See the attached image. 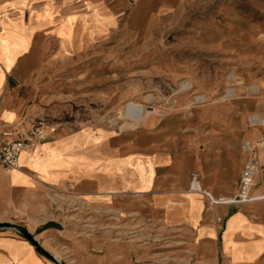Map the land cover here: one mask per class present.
Instances as JSON below:
<instances>
[{
  "label": "crops",
  "instance_id": "0c3cea01",
  "mask_svg": "<svg viewBox=\"0 0 264 264\" xmlns=\"http://www.w3.org/2000/svg\"><path fill=\"white\" fill-rule=\"evenodd\" d=\"M203 1L134 0L128 12L95 0L1 2V18L6 13L11 20L4 22L0 34V128L45 117V80L54 72L49 66L89 77L95 71V54L112 40L125 59L128 53L149 52V69L135 73L155 80L156 89L198 73L199 54L205 51L237 56L240 37L254 30L253 18L243 17L249 9L219 8L206 19ZM127 47L132 49L128 52ZM208 107L192 112L159 100L158 110L153 108L148 116L143 106L129 105L127 116L140 121L134 127L53 126L42 146L21 154L19 170H0V184L8 198L17 190L33 200L45 189L75 182L89 209L98 212L94 218L115 215L181 231L195 264H264V198L228 202L239 192L245 164L242 141L262 130H247L237 113L203 117ZM193 172L199 176L194 186ZM263 193L264 176H259L252 196ZM60 233L52 225L41 239ZM64 235L77 255L74 264L95 262V249L104 257L125 248ZM0 264L54 263L26 238L0 232Z\"/></svg>",
  "mask_w": 264,
  "mask_h": 264
},
{
  "label": "rangeland",
  "instance_id": "374dc122",
  "mask_svg": "<svg viewBox=\"0 0 264 264\" xmlns=\"http://www.w3.org/2000/svg\"><path fill=\"white\" fill-rule=\"evenodd\" d=\"M5 1L0 0V3ZM59 1L52 0V3ZM95 1L113 10L126 12L135 3L134 0ZM201 6L206 8V19L212 10L219 8L249 9V15L243 17L253 18L254 30L252 34L249 30L248 34L244 32L240 37L237 56L233 53V56L226 58L205 51L199 54L198 73L177 78L172 85L165 83L156 89L155 80L145 74L135 73L146 67L149 69V52L141 55L128 53L125 59L123 55L119 56L112 40L95 54V71L89 77L83 73L71 74L70 69L59 70L57 66L48 65L53 67L54 72L51 73L52 77L45 80L48 109L45 117L49 118L53 126L109 125L128 128L140 123L127 116L130 104L143 106L144 115L148 116L153 108L158 110V101L161 100L168 107L190 108L192 112L210 104L207 111L201 112L203 117H236L237 113V118L245 128L251 130L252 116L264 118V0H204ZM250 9L253 14H250ZM9 20L11 18L6 13L2 14V18L0 16L2 26ZM131 49L127 47L128 52ZM196 65L192 63L191 66ZM232 76H235L234 80ZM254 86H259L261 91L254 92ZM199 98L204 100L200 102ZM197 117L200 115L197 114ZM0 170L12 172L2 167ZM71 201L66 194L56 196L51 188L45 189L41 196L33 200L17 190L14 198H8L5 187L0 184V224L23 226L41 242L39 244L44 250L55 258L59 257L58 260L65 264L77 262L72 241L64 235L66 232L72 238L125 247L104 257L102 251L95 249L98 255L95 262L89 264H195L182 232L168 224L128 222V219L115 215H107L105 220L102 217L94 218L97 211L86 208L74 210L70 206ZM52 225L58 226L64 233L53 239H41V234ZM0 232L22 236L13 228L2 227ZM84 262L88 263V260L85 258Z\"/></svg>",
  "mask_w": 264,
  "mask_h": 264
},
{
  "label": "built area",
  "instance_id": "2783aa9c",
  "mask_svg": "<svg viewBox=\"0 0 264 264\" xmlns=\"http://www.w3.org/2000/svg\"><path fill=\"white\" fill-rule=\"evenodd\" d=\"M2 31L0 22V34ZM250 127L253 130H262V133L256 138L248 137L242 141L241 152L245 157V164L241 171L238 195L228 201L233 204H243L264 198V193L258 197L252 196L257 177L264 176V118L252 116ZM53 130V124L48 117L40 118L29 125L16 124L0 128V165L7 170H19L21 154L34 152L45 143ZM191 178L193 186L196 183L199 184L197 172H193ZM52 191L56 196L68 195L73 201L70 206L74 210L89 209L86 200L76 192L75 182H67L61 187L52 188ZM206 195L215 202L209 193Z\"/></svg>",
  "mask_w": 264,
  "mask_h": 264
},
{
  "label": "water",
  "instance_id": "95a60500",
  "mask_svg": "<svg viewBox=\"0 0 264 264\" xmlns=\"http://www.w3.org/2000/svg\"><path fill=\"white\" fill-rule=\"evenodd\" d=\"M2 227L16 229L24 238H26L29 242H31L37 248V250L40 253L45 255L52 262H54L55 264H65L64 262L59 261L57 258H55L51 254H49L46 250H44V248L39 244V242L36 240V238L27 229H25L23 226L14 225V224H10V223H4V224H0V228H2Z\"/></svg>",
  "mask_w": 264,
  "mask_h": 264
},
{
  "label": "bare ground",
  "instance_id": "6f19581e",
  "mask_svg": "<svg viewBox=\"0 0 264 264\" xmlns=\"http://www.w3.org/2000/svg\"><path fill=\"white\" fill-rule=\"evenodd\" d=\"M231 79L234 80V79H235V76H232ZM253 91L256 92V93H259V92L261 91V89H260L259 86H254V87H253ZM203 100H204V98H199V99H198V101H200V102L203 101ZM24 153H25V152H24ZM22 154H23V153H22Z\"/></svg>",
  "mask_w": 264,
  "mask_h": 264
}]
</instances>
